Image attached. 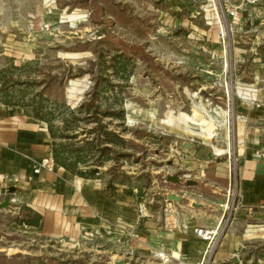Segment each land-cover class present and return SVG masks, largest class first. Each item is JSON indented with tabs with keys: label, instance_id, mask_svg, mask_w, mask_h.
<instances>
[{
	"label": "rangeland",
	"instance_id": "rangeland-1",
	"mask_svg": "<svg viewBox=\"0 0 264 264\" xmlns=\"http://www.w3.org/2000/svg\"><path fill=\"white\" fill-rule=\"evenodd\" d=\"M68 7L69 13L86 11L66 16L74 25L80 22L77 27L64 23L61 12ZM230 8L238 9L236 23L228 16ZM44 24L53 26L45 29ZM27 51L29 59L22 55ZM98 79L111 87L100 88L96 97L91 94ZM1 90L0 98L7 95L10 106L33 119L34 108L43 107L50 115L56 105L76 109L94 98L92 105H104L102 110L124 105L126 132L116 119L101 125L123 133L127 150L113 146L110 161L92 166L100 168L93 178L131 188L146 211L158 198L167 205L175 202L169 195L180 197L178 203L211 217L209 227L216 214H224L221 204H228L205 262L212 264L237 215L242 127H251L241 107L251 100L257 109L264 105V2L0 0ZM49 119L53 126V116ZM62 126L55 122L58 131ZM255 126L264 130V120ZM81 127L85 135L77 140L58 138L55 143L88 149L98 138L97 132H88L99 125ZM124 153L130 158H116ZM88 155L89 163L98 157ZM34 214L22 203L0 210V264H115L112 250L119 243H107L96 232L70 241L20 231L27 225L17 221L33 220ZM248 224L264 225V215ZM128 233L130 241L136 239L133 229ZM244 251L241 259H264V240ZM155 259L142 254L137 264H163Z\"/></svg>",
	"mask_w": 264,
	"mask_h": 264
},
{
	"label": "crops",
	"instance_id": "crops-1",
	"mask_svg": "<svg viewBox=\"0 0 264 264\" xmlns=\"http://www.w3.org/2000/svg\"><path fill=\"white\" fill-rule=\"evenodd\" d=\"M76 10L86 12L76 8L72 13ZM61 13L65 20L72 14L69 7ZM64 23L77 27L80 22L74 25L67 20ZM27 52L22 55L29 59L32 54ZM251 91L256 94L252 87ZM16 109L0 101V202L11 187H16L19 191L14 195V202L25 204L42 218L38 227L19 226L20 231L70 241L96 232L107 243L119 241L114 245L117 250H112L115 264L124 258L128 264H137L142 254L155 259L158 250H165L172 257L170 264H205L213 243L198 238L194 229L219 230L216 225L224 219L228 204H221L224 214H216L211 219L214 225L209 227L207 223L211 217L202 215L201 211L178 202L168 206L165 199L160 198L147 207L148 217L142 216L139 196L124 185L113 184L111 187L101 178H80L58 165L53 171L44 169L36 174L39 163L53 158V138L47 123L24 116ZM241 110L251 127H242L245 149L238 174L237 215L212 264H264V259L258 256V260L240 258L247 245L264 240V225L248 224L252 217L264 215V143L261 144L264 130L255 126L264 120V105L257 109L250 103ZM223 182L220 180L221 188L228 191L227 183L223 185ZM101 217L116 226L113 227L115 231H119L118 224L127 230L133 229L136 239L130 241L128 237L118 235L119 232L114 234L118 239L113 238ZM176 221L187 223L189 230L184 232L175 227Z\"/></svg>",
	"mask_w": 264,
	"mask_h": 264
},
{
	"label": "trees",
	"instance_id": "trees-1",
	"mask_svg": "<svg viewBox=\"0 0 264 264\" xmlns=\"http://www.w3.org/2000/svg\"><path fill=\"white\" fill-rule=\"evenodd\" d=\"M99 83V84H98ZM103 87V90L110 89L111 85L105 79L96 80V86L93 89V94H100V88ZM1 94H4V90L0 91ZM7 95H2L0 101L4 104L11 105V102L8 101ZM96 99H91L90 102H85L82 105H79L76 109H72L71 107H67L66 105H56L57 109H53V114L44 113V108H34L32 115L35 119L42 120L49 125V130L51 136L53 138V160L54 162L69 171L71 174L82 177V178H93L96 174L92 173V166L101 167L106 162L111 160V154L113 153V146L119 147L123 150H127L128 144L126 139L123 137V133H112L108 131L106 125H101L104 119L118 120L120 122V126L124 128L123 132H126V109L124 105H119V109L116 110L113 107H107L102 110V106L104 105H92ZM49 116H53V126L51 124L52 120L49 119ZM61 121L62 128L60 131L56 129L55 122ZM98 124L99 128L96 130H92L88 132V134H92L97 132L98 138L95 142L88 144L85 147H79L74 149L70 146H58L55 141L60 138L62 140H77L79 136L85 135V129H83L82 125L87 124ZM57 133L60 136H57ZM127 146V147H126ZM98 154V157H95V160L89 161L87 160L88 154ZM118 158L129 159V154H121L117 155ZM115 158V157H114ZM82 167V168H81ZM41 216L39 214H34V219H22L18 220L19 225H27L38 227L41 222ZM43 264V263H41Z\"/></svg>",
	"mask_w": 264,
	"mask_h": 264
},
{
	"label": "built area",
	"instance_id": "built-area-1",
	"mask_svg": "<svg viewBox=\"0 0 264 264\" xmlns=\"http://www.w3.org/2000/svg\"><path fill=\"white\" fill-rule=\"evenodd\" d=\"M243 2L247 3L249 6H258V5L262 4L264 2V0H243ZM228 16L231 20V23H236L240 19L238 9H234V8L228 9ZM51 26H53V25L44 24L45 29H50ZM54 167H56V165H55L53 158H47L37 165V167L35 169V173L39 174L44 169L48 170V171H53ZM11 202L14 204L19 203V202H14V195L11 196ZM169 205H171V204H168V206ZM167 209H169V207H167L166 210ZM140 211H141L142 216L148 217L145 206L142 205L140 208ZM173 214L178 216L177 213H173ZM101 220L103 222H107V221H105L106 220L105 217H101ZM174 226L177 227L178 229H180L181 231H184V232L189 230V225L187 223H185L184 221H176L174 223ZM113 227L116 228V226H114L110 223H107V232H109V234L111 236L113 235V238H117L114 235V234H116L115 232H119L118 235L126 236V237H128V239L130 238L131 235H130V233H128V230L125 228V226L118 224L117 228L119 229V231H115L113 229ZM194 233L198 238H200V239H202L208 243H213L218 236V230H215V229L196 228V229H194ZM92 236H93V234H92ZM156 257L159 258L163 264H169L171 262V259H172V257L166 251H161V250H159L156 253Z\"/></svg>",
	"mask_w": 264,
	"mask_h": 264
},
{
	"label": "water",
	"instance_id": "water-1",
	"mask_svg": "<svg viewBox=\"0 0 264 264\" xmlns=\"http://www.w3.org/2000/svg\"><path fill=\"white\" fill-rule=\"evenodd\" d=\"M92 173L94 174H100V168H95V169H92ZM173 180L175 182L178 181V178L177 177H174ZM189 186L191 185H196L195 183H188ZM16 188L15 187H11L8 191H7V196L6 198L4 199V201L0 202V210H5V209H9L12 207V202H11V196L13 194L16 193ZM169 200H172V201H175V202H181L182 201V198L180 197H177V196H174V195H169ZM1 235H0V240H1ZM117 264H125L124 261H120L118 262Z\"/></svg>",
	"mask_w": 264,
	"mask_h": 264
},
{
	"label": "bare ground",
	"instance_id": "bare-ground-1",
	"mask_svg": "<svg viewBox=\"0 0 264 264\" xmlns=\"http://www.w3.org/2000/svg\"><path fill=\"white\" fill-rule=\"evenodd\" d=\"M250 90H251V89H250ZM251 92H253V91H251ZM248 100H249V99H248ZM249 102H250L251 104H253V103H255L256 101H252V100H251V101H249Z\"/></svg>",
	"mask_w": 264,
	"mask_h": 264
}]
</instances>
